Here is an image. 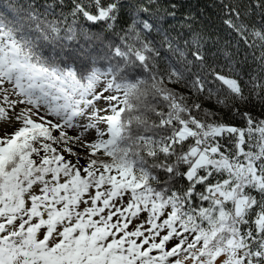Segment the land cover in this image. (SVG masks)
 Masks as SVG:
<instances>
[{
	"label": "snow or ice",
	"instance_id": "obj_1",
	"mask_svg": "<svg viewBox=\"0 0 264 264\" xmlns=\"http://www.w3.org/2000/svg\"><path fill=\"white\" fill-rule=\"evenodd\" d=\"M218 7L0 10V264H264V119L215 111L264 109V0Z\"/></svg>",
	"mask_w": 264,
	"mask_h": 264
},
{
	"label": "trees",
	"instance_id": "obj_2",
	"mask_svg": "<svg viewBox=\"0 0 264 264\" xmlns=\"http://www.w3.org/2000/svg\"><path fill=\"white\" fill-rule=\"evenodd\" d=\"M16 0H0V10H6L5 6L8 5L9 3H15ZM68 0H66V5H67ZM197 0H192V3H196ZM199 7L202 9V14L204 16V19L209 22V25L213 27L214 30H219L221 35L226 34V26L223 25L222 20L220 17L222 16V13L220 12V9L218 7V0H199ZM67 13V7L65 9ZM83 23V22H81ZM90 23V22H89ZM175 23V22H174ZM86 26V25H85ZM96 29H93L95 31ZM45 55H51V49L50 48H45L44 50ZM245 56H248L247 64L250 65L251 67L248 69L250 74L255 75L260 71V69L257 66V62H254L253 59L251 58L250 52L245 51L244 52ZM256 55L259 56V52H256ZM103 63V62H102ZM102 63L101 65H98L102 68ZM247 78V77H246ZM171 86V85H170ZM184 94H187V91L183 89L181 86L180 89ZM210 105L206 104L205 107H209ZM240 108V113H236L234 111H228L227 109L220 110V106H217L215 108V111L217 115L227 123H233L237 127H245V122L242 117V113L245 111L251 112V114L254 116L255 119H264V109H262L259 104H256L253 106L252 104L249 105H244L241 104L239 105ZM76 151H80V149H76ZM81 164L85 163L84 160L80 161ZM184 186V181L182 180L179 184V187ZM143 217V216H141Z\"/></svg>",
	"mask_w": 264,
	"mask_h": 264
},
{
	"label": "rangeland",
	"instance_id": "obj_3",
	"mask_svg": "<svg viewBox=\"0 0 264 264\" xmlns=\"http://www.w3.org/2000/svg\"><path fill=\"white\" fill-rule=\"evenodd\" d=\"M51 118V117H50ZM6 127V126H5ZM9 132H11L12 131V129L11 128H8L7 129ZM0 133H2V129H0ZM144 217H141V219H143ZM137 223H138V221H137Z\"/></svg>",
	"mask_w": 264,
	"mask_h": 264
}]
</instances>
